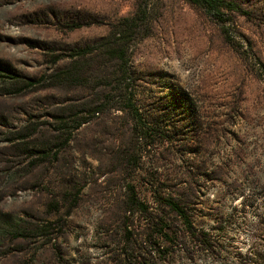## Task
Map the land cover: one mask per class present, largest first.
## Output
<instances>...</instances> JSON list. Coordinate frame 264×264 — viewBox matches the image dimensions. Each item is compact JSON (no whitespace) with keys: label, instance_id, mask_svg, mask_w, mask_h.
I'll use <instances>...</instances> for the list:
<instances>
[{"label":"rangeland","instance_id":"374dc122","mask_svg":"<svg viewBox=\"0 0 264 264\" xmlns=\"http://www.w3.org/2000/svg\"><path fill=\"white\" fill-rule=\"evenodd\" d=\"M226 1L243 11L227 25L188 0H0V264H264V0ZM122 34L136 104L171 142L137 141L96 81ZM170 194L212 250L156 202Z\"/></svg>","mask_w":264,"mask_h":264},{"label":"trees","instance_id":"16d2710c","mask_svg":"<svg viewBox=\"0 0 264 264\" xmlns=\"http://www.w3.org/2000/svg\"><path fill=\"white\" fill-rule=\"evenodd\" d=\"M191 4L203 9L207 15L216 19L217 21L227 25V21L229 15L227 12H236L240 13L243 12L241 7L234 2H229L226 0H188ZM147 13L143 11L142 16H137L136 18L130 19L125 18L121 22V27H126L130 30H138L140 28V23L146 22L147 20ZM223 25V31L225 33V38L228 43L235 45L236 42L232 39L230 34V29L226 28ZM81 25H78L80 27ZM136 35V31H135ZM106 41V40H105ZM108 41V39H107ZM106 43L103 45L105 49V57L109 58L110 61H115L117 67L114 71L109 72L106 76L101 79H96L98 84H102L105 82V86L111 87V92L108 94V101H114L119 104L118 110L127 112L128 116L130 117L131 121L133 122V129L132 135L133 137L139 141L146 140L150 143L148 146H153L156 143V140L159 139L162 142H171L170 139L165 135L164 129L161 125H154L148 122L141 113L138 105L136 104V87H135V73L132 71L129 61V41L126 40V35L122 34V37L118 40L120 42V48H113ZM109 61V62H110ZM78 66L75 65L67 70L60 71V75L58 80H69L70 77L75 80ZM262 70L264 71V66H262ZM73 76V77H72ZM63 79V80H62ZM104 80V81H102ZM185 107L190 110V107ZM102 108H96L93 110V113L99 112ZM82 122L79 123V126ZM48 154L44 155V158H47ZM132 157H130V162H133ZM131 191L129 195V204L131 207L136 209H142L144 211L147 210V207L138 199L137 194L135 193V189L129 186ZM157 197V195H156ZM158 203L167 207L170 212L178 217L185 230L188 234V237L194 241H198V247L202 248V250H212V243H211V236L209 231H201L198 233L197 229L195 228L194 217L191 215L189 206L185 203H182L173 195H168L166 197L159 196L156 198ZM152 224L155 226L154 228L158 227V230L161 234V237L165 242L169 244V248L173 246L174 236L169 232L172 230L171 223L167 220L156 218L152 219ZM165 230H169L166 232Z\"/></svg>","mask_w":264,"mask_h":264}]
</instances>
